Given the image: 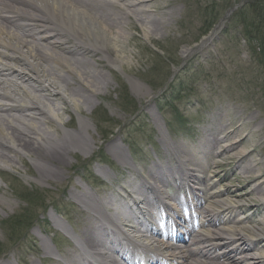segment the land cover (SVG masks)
I'll list each match as a JSON object with an SVG mask.
<instances>
[{
    "label": "rangeland",
    "instance_id": "374dc122",
    "mask_svg": "<svg viewBox=\"0 0 264 264\" xmlns=\"http://www.w3.org/2000/svg\"><path fill=\"white\" fill-rule=\"evenodd\" d=\"M139 1L153 20L150 36L131 13L119 52L123 64L112 67L105 60L108 51L116 54L108 42L106 52L92 58L104 73L99 95L90 92L84 101L64 104L58 121L48 125L63 136L64 129L76 131L84 121L86 145L78 143L66 165L22 156L17 165L9 164L11 170L0 172V264H19V258L51 264L53 252L69 255L71 232L82 235L89 223L88 211L76 203L83 193L111 197L123 191L130 177L141 179L138 171L149 176L151 167L165 164L179 148L190 150L215 122L234 130L224 145L243 139L232 156L250 152L247 159L260 158L257 173H264V22L253 21L255 11H264V0H253L256 10L244 9V0ZM231 8L235 11L228 14ZM59 118L65 127L58 126ZM114 142L122 148L119 157ZM125 154L138 170L124 163ZM235 162L221 167L230 182L219 187L239 188L231 176ZM41 163L51 167L41 170L47 175L40 173ZM51 170L56 175H48ZM251 197L259 202L257 195Z\"/></svg>",
    "mask_w": 264,
    "mask_h": 264
},
{
    "label": "bare ground",
    "instance_id": "6f19581e",
    "mask_svg": "<svg viewBox=\"0 0 264 264\" xmlns=\"http://www.w3.org/2000/svg\"><path fill=\"white\" fill-rule=\"evenodd\" d=\"M144 3L145 1L139 0H0V100L5 101L0 102L1 164L17 165L18 159L28 156L32 160L35 157L36 161H50L55 166L66 165L65 157L76 152L78 143L80 146L85 144V140H82L83 131L87 130L84 121H81L82 124L76 131L64 129L63 136L51 132L48 125L57 122L60 111L66 109L64 104L84 101L90 92L99 95L102 83L105 82L104 73L92 58L106 52L108 42L116 54L108 51L109 56H105V60L112 67L123 64L119 52L129 35L126 21L132 18L131 13L146 27L148 32L145 36H150L153 20L147 14ZM70 38L74 39L77 46L66 44ZM31 73L36 76L33 77ZM50 111L54 114L51 115ZM59 119V125L65 126L64 121ZM233 133L234 130L228 129V124H218L216 136L212 139L213 144L207 151L208 160L200 164L199 173L196 175L177 171L175 166L183 167L188 161V147H182L172 159L174 163L167 165L166 173L159 172L153 166L150 168L149 177L145 178L146 181L138 177L126 183L134 194L140 196L142 202L148 200L147 208L159 206L161 222L164 225L173 223L165 209V199L171 198L180 204L185 202L179 194L172 197L166 195L168 181H180L183 178L188 188L193 186L207 198L200 206L194 205L191 220L192 245L199 244L197 249L194 250L188 245L184 254L180 251V240L170 245L178 263L264 264V173H257L261 159H257V162L248 160L250 152L247 151L239 157L232 156V152L243 142V139L234 140L224 146L225 139ZM110 145L114 148V154L119 157L122 148L116 142ZM217 148L220 149L215 154ZM125 156H121L123 160L126 159ZM214 156L224 158L226 164L236 161V171L231 176H235V181L240 182L239 188L233 189V185L225 184L226 188L216 189L218 183L228 182L229 177L222 174V164ZM124 163H127L126 160ZM207 167L214 169L215 182L211 181V175L203 177ZM43 168L51 167L41 163L42 176L47 175L41 171ZM170 169L172 172H169ZM49 174L56 175V171L51 170ZM256 179L261 182L251 187ZM152 181L154 185L159 182L156 189ZM199 183L200 186L196 187ZM177 187L183 186L178 182ZM148 191H154L157 198H148ZM127 193L132 195L130 191ZM251 194L261 197L262 205H254ZM83 195L84 198L76 203L88 209L89 223L85 225L82 234L86 233L73 247L75 253L67 256V259L60 258L55 251L52 253L55 261L51 264H85L87 256L79 252L82 240L87 248L93 250L91 258L97 263L115 264L108 251V248H114L106 243L111 240L104 237L107 233L104 222L108 219L118 222L124 211L121 213L117 208L122 209L121 204H126L127 201H122L118 195L99 197L88 191ZM225 197H239L244 202L236 208L229 207ZM136 206L137 210H142L139 204ZM261 207L263 209L260 211ZM141 210L138 214L130 213L135 215L138 224L147 228L140 219L144 214ZM246 211L252 214L243 216ZM225 212H229L228 215H223ZM199 215L207 220L208 233L197 230L199 224H194V221L198 220ZM184 220L188 218L185 217ZM55 226L58 227V224L55 223ZM137 226L135 224L131 229ZM249 235L254 239H249ZM143 236L144 234L137 239L140 240ZM207 242L214 244L215 251L209 249ZM219 248L225 249L217 253ZM50 250V247H45L46 255H49Z\"/></svg>",
    "mask_w": 264,
    "mask_h": 264
},
{
    "label": "trees",
    "instance_id": "16d2710c",
    "mask_svg": "<svg viewBox=\"0 0 264 264\" xmlns=\"http://www.w3.org/2000/svg\"><path fill=\"white\" fill-rule=\"evenodd\" d=\"M213 1L214 0H211L209 3H212ZM257 3H258V1H249L246 4H244L243 7H244V9L247 8V9L250 10L252 8V10H254L255 9V5ZM255 13H257V14H256V16H255V18H254L253 21H255L256 19H258L260 22H264V20H263L264 19V11L263 10H259L258 12L255 11ZM213 18H218L217 14ZM214 22H215V20L211 21L210 26L213 25ZM210 26L207 28L206 31L209 30ZM261 51H262V46H261Z\"/></svg>",
    "mask_w": 264,
    "mask_h": 264
}]
</instances>
